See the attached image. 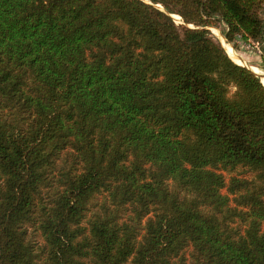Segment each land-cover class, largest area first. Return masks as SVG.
Returning a JSON list of instances; mask_svg holds the SVG:
<instances>
[{
	"label": "trees",
	"instance_id": "16d2710c",
	"mask_svg": "<svg viewBox=\"0 0 264 264\" xmlns=\"http://www.w3.org/2000/svg\"><path fill=\"white\" fill-rule=\"evenodd\" d=\"M263 8L0 0V264H264Z\"/></svg>",
	"mask_w": 264,
	"mask_h": 264
},
{
	"label": "crops",
	"instance_id": "0c3cea01",
	"mask_svg": "<svg viewBox=\"0 0 264 264\" xmlns=\"http://www.w3.org/2000/svg\"><path fill=\"white\" fill-rule=\"evenodd\" d=\"M221 39V38H220ZM223 45L226 43L223 42V40L221 39ZM243 44L244 42L241 41L240 39H238L236 41V45L235 46H230L229 44H227V46L231 47V52L232 50L234 51V53L239 57V59L242 62L241 66H244L248 69H250L254 74H256L257 76H259L261 83L264 86V54L261 50V54H255L252 52H248L246 50H244L243 48ZM239 62V63H241Z\"/></svg>",
	"mask_w": 264,
	"mask_h": 264
},
{
	"label": "built area",
	"instance_id": "2783aa9c",
	"mask_svg": "<svg viewBox=\"0 0 264 264\" xmlns=\"http://www.w3.org/2000/svg\"><path fill=\"white\" fill-rule=\"evenodd\" d=\"M263 21H264V8H263ZM264 46V33L262 35L261 41L258 43H244L243 48L248 52H252L255 54H261V48Z\"/></svg>",
	"mask_w": 264,
	"mask_h": 264
},
{
	"label": "rangeland",
	"instance_id": "374dc122",
	"mask_svg": "<svg viewBox=\"0 0 264 264\" xmlns=\"http://www.w3.org/2000/svg\"><path fill=\"white\" fill-rule=\"evenodd\" d=\"M172 18H173V20L175 21L176 24H182L181 20L178 17H176L177 19H175L174 16ZM209 30H210L212 36L214 37V39L217 42H219L221 44V46L223 47L222 41L220 40V38H222V40H223L224 43H225V40H224L223 36L221 35V29L220 28H210ZM230 46H232V45H230Z\"/></svg>",
	"mask_w": 264,
	"mask_h": 264
},
{
	"label": "bare ground",
	"instance_id": "6f19581e",
	"mask_svg": "<svg viewBox=\"0 0 264 264\" xmlns=\"http://www.w3.org/2000/svg\"><path fill=\"white\" fill-rule=\"evenodd\" d=\"M175 19H177L176 17H174ZM221 40V39H220ZM222 45H223V43H222ZM223 47H224V49H225V51H226V53H227V55L229 56V58L234 62V63H236V64H238V65H242V62H241V60L239 59V57L234 53V51L232 50V52H231V47L229 46H227V44L225 45H223ZM239 62H241V63H239Z\"/></svg>",
	"mask_w": 264,
	"mask_h": 264
},
{
	"label": "water",
	"instance_id": "95a60500",
	"mask_svg": "<svg viewBox=\"0 0 264 264\" xmlns=\"http://www.w3.org/2000/svg\"><path fill=\"white\" fill-rule=\"evenodd\" d=\"M158 7V6H157ZM158 8H160V7H158Z\"/></svg>",
	"mask_w": 264,
	"mask_h": 264
}]
</instances>
